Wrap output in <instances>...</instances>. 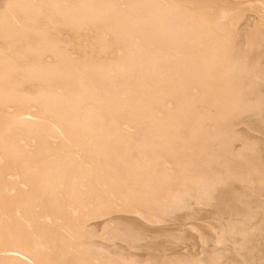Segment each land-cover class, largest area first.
Masks as SVG:
<instances>
[{
    "label": "bare ground",
    "instance_id": "obj_1",
    "mask_svg": "<svg viewBox=\"0 0 264 264\" xmlns=\"http://www.w3.org/2000/svg\"><path fill=\"white\" fill-rule=\"evenodd\" d=\"M0 264H264V0H0Z\"/></svg>",
    "mask_w": 264,
    "mask_h": 264
}]
</instances>
